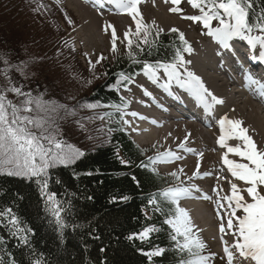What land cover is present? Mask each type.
<instances>
[{"label":"snow or ice","instance_id":"obj_1","mask_svg":"<svg viewBox=\"0 0 264 264\" xmlns=\"http://www.w3.org/2000/svg\"><path fill=\"white\" fill-rule=\"evenodd\" d=\"M56 2L59 3V0ZM109 2L115 4L117 8L136 21L135 33L125 32L124 40L127 41L126 46L129 49L128 58L133 63H140L136 58L135 49L142 52L141 44L151 48L157 42L156 38L159 37L163 29L158 28L155 37L149 39L153 35L151 28L155 22L153 21L152 25L143 22V17L138 9L142 0H109ZM171 3L180 5L182 0H171ZM188 3L197 9L199 14L184 16V19L202 23L203 27L207 29L206 34L213 37L224 49H231L232 42L237 38L245 41L252 53L250 58L264 63V7L257 11L256 0H188ZM40 7L46 6L41 4ZM169 11L175 13L181 12L182 9L174 6ZM138 17L139 19H137ZM65 18L69 24L73 23L70 18ZM214 20L219 22L217 27H212ZM108 27L112 28L111 50L116 53L118 51L117 32L114 26L109 25ZM105 30L107 31V28ZM170 31L179 33L178 38L182 46L175 49L172 61L169 63L159 60L155 63L143 62L144 75L154 82H158L162 78L165 79V88L174 81L180 87L190 91L208 111H211L214 105H222L224 100L213 94L205 86L201 77L186 67L191 61L186 60L183 53H191L192 47L185 39L184 34L176 28H172ZM132 35L136 37L135 40L131 38ZM104 59L106 57L101 55L96 63L98 64ZM3 63L8 65L9 62L3 60ZM89 63L94 69L95 65L91 61ZM15 67L21 75L24 74L26 65ZM3 71L5 81L0 85V175L35 179L39 185L41 196L45 198L46 209L55 218L56 224L62 231L67 227L62 213L66 214L67 209L64 207V202L57 199V193L49 191V170L58 166L71 167L85 155L84 151L67 144L60 138L59 121L68 116H75L76 109L45 99L42 94L33 95L31 92L24 91L21 86L13 83V80L9 78L7 67ZM244 79L246 87L264 98V81L255 77L251 71H245ZM88 82L91 83V81ZM121 82L132 83V77L120 73L118 84ZM9 94H14L16 99H10ZM144 94L150 96L151 92L145 90ZM121 99L123 100V98ZM83 107L111 109L112 111L98 113L94 117L88 118L100 120L108 118L109 123L114 119V112L120 113V120L117 123H122V125H130V121L125 119V116L128 115L139 117L141 120L147 119L137 112H125L124 109L128 107L127 102L123 103V107L100 104H87ZM219 125L221 132L217 141L219 145L222 148H227V153H233L246 161L237 162L229 159L227 153L223 157V163L227 166L232 177L243 181L245 185L242 194L238 185L232 183L231 194L220 197L217 201V207L220 208L225 207L221 201L227 202V220L226 223L223 221L220 223L219 231L224 233L226 228L234 229L233 235L236 237L231 244L226 240L223 241L226 264H253V262L254 264H264V146H257L252 136L248 134L249 130L243 126V121L239 119H230L225 115L219 120ZM111 131L112 129H109V132ZM230 138L242 141L243 147L229 146L226 141ZM179 147L188 152L194 151V149L186 148L184 143H181ZM199 155L203 156V153H199ZM179 159L180 157L176 153L167 150L158 154L156 158L149 157V163L154 165L157 161L172 162ZM120 162L127 164L129 161L122 159ZM147 166L143 162L140 164V167ZM199 168L198 163L193 176L189 179L202 178ZM180 171L182 172L183 169ZM74 175L79 174L74 172ZM85 175H92V173L88 172ZM170 175L175 180H180L176 172H172ZM209 175L211 173H203V176ZM182 185L183 181L180 186L172 185L161 190L159 194H153L149 198V203L154 206L155 211L161 212L166 217L163 223L171 229L170 240L174 243L175 251L182 254L178 264H213L216 254L208 251V245L198 234L189 213L180 206L182 199L191 198L193 191L199 192L200 189L196 185ZM246 197L250 198L251 202ZM203 198L211 199L206 195ZM122 199L128 200L129 197L123 196ZM164 202H167V211L163 206ZM237 212H241V215L238 216ZM0 218L6 222L10 234L16 237L20 244L29 245L28 233H31L32 229L22 225L19 216L11 207L0 208ZM159 231L161 229L155 226H148L141 232L129 236L128 239H139L142 242L150 243L151 234ZM221 239L223 240V237ZM0 243H3L2 239H0ZM101 250L103 251V249ZM165 253V248L154 246L150 251L143 252V255L148 258L149 262H152L154 257L163 256ZM8 255L10 256L11 253ZM0 264H6L3 256H0ZM7 264H17V261L10 259ZM32 264H44V261L36 258Z\"/></svg>","mask_w":264,"mask_h":264},{"label":"trees","instance_id":"obj_2","mask_svg":"<svg viewBox=\"0 0 264 264\" xmlns=\"http://www.w3.org/2000/svg\"><path fill=\"white\" fill-rule=\"evenodd\" d=\"M28 3L29 0H10L9 13L24 10L28 12ZM255 7L259 11L264 7V0H256ZM153 37L154 34L149 39ZM30 39L32 42H41V50L46 44L59 49L58 42H50L51 36L45 34L40 27L31 28ZM156 39L157 42L151 48L141 44L142 52L135 49L137 60L142 62L151 58H165L171 54L174 43L177 42L173 35L168 34L159 35ZM40 49L36 51L37 56L38 53L42 56L44 54ZM48 49L44 50L49 51ZM128 51L127 48L125 54L115 57L111 63L105 61L96 67L100 78H105L106 81L95 86L90 99L101 105L113 102L112 92L105 91V87L108 81L114 80L118 72L133 64L128 58ZM56 54L54 63L50 62L47 55L42 70L29 72L37 76L30 77L32 83H41L50 88L56 83L62 69L68 68V64L72 68L68 56H63V50ZM0 58V72H4L7 67L9 74L13 75L17 70V63L2 48ZM3 60H7L8 65ZM88 120L90 119L78 113L64 119L67 124H84L83 131L87 137L90 136L93 147H83L85 155L75 165L56 167L49 174V191L57 193V199L64 202L67 209L66 214L62 213L67 225L62 231L46 209L45 198L41 196L35 179L24 181L0 175V208L11 207L22 225L32 229L28 233L29 245H22L10 234L6 222L0 218V239L3 240L0 243V256L4 257L6 264L10 259H15L17 264H27V260L36 258L42 259L44 264H151L153 261L175 264L173 252L181 254L175 251L174 243L170 240L171 229L163 223L166 217L155 211L152 204L148 205L149 198L156 194L153 192L165 186L169 180L137 165L141 151L122 133L100 132L96 123ZM122 159L129 162L122 164ZM74 172L79 175H74ZM88 172L92 175H85ZM123 196L129 199L123 200ZM163 206L167 211V202ZM148 226L161 229L151 234L150 243L128 239ZM154 246L165 248L166 253L149 262L143 252L150 251Z\"/></svg>","mask_w":264,"mask_h":264},{"label":"bare ground","instance_id":"obj_3","mask_svg":"<svg viewBox=\"0 0 264 264\" xmlns=\"http://www.w3.org/2000/svg\"><path fill=\"white\" fill-rule=\"evenodd\" d=\"M77 2H72L75 8H79L85 12L86 18L89 22V25L94 28L92 31L89 32L91 37L96 36V25L100 27H107L108 29L112 30L111 27H108L109 25L114 26L115 29H119L121 27L125 28V25L116 17L113 16V14H109L108 12H112L110 10L103 11L102 14H100L98 11H100L97 6L90 1V5H87L85 7L80 0H76ZM142 7L144 11L147 13L145 14V21L147 22H155V28L156 29H169L170 27H176L179 29H183V25L178 22V20L174 16H168L170 11L166 8H162V11H157L155 9L151 2L148 0H142ZM140 6V4H139ZM165 5L159 4L158 7H163ZM101 7L105 9H109V6L107 4H101ZM155 10V11H154ZM116 12H119L120 14H125V12H122L121 9L118 8ZM144 12V13H145ZM103 15H105L103 17ZM117 15V14H116ZM106 17V18H105ZM144 17V16H143ZM144 19V18H143ZM172 19V20H171ZM126 21V20H124ZM127 24V23H126ZM166 27V28H165ZM104 29V28H103ZM96 31V32H95ZM104 33V32H103ZM102 33V34H103ZM104 38V37H102ZM101 39V38H100ZM105 39V38H104ZM108 39V38H107ZM103 43V42H102ZM102 45V44H101ZM209 45L211 49H201L193 58L191 63L188 64V69L192 72H194L196 75L201 77V79L204 81L205 86L217 97L224 100V103L222 105H214L213 111H216V108H223L225 111L220 110V115H213L211 118L205 119L204 121H209L205 126L204 124H201L194 120H188L187 124H184L181 122V120L176 117H173L169 115L167 111V107L170 106L169 103H167L163 98L160 96V91L158 89H153L151 82L147 80V83L141 84L137 83L136 86L139 88V91L137 92V96H133V103L136 105H143L148 108V112L146 110H143L141 108H134L132 112L139 113L140 116L147 117V119L141 120L139 117H135L136 120L140 121L142 124L146 123L148 124V136L147 138L151 141L156 140H163L165 145L172 144L173 148H170L172 150L181 152L183 154V158H181V164L179 166L185 167L186 169H190L193 176L194 169L196 168L197 164L199 163L200 168L199 171L201 173V177L197 179L199 182H194L196 186L201 187L200 185H197L198 183H203L206 185H209V187H219L210 178H212V173L216 172L221 175L220 183L223 185L222 187H226L230 185V183H235L231 178V173L229 172L228 176H225L223 174V171L221 170V166L225 165L223 163V157L220 158L215 152L216 145L215 142L219 140V137L221 135L220 132V125L219 120L223 118L225 115L228 116L230 119H239L243 121V126L246 127L249 132L248 134L252 136L253 140L256 142L258 147L264 146V128L263 123L264 119H262L260 116L258 118L256 108L257 106L250 102L249 98L244 97L243 94H247L251 96L252 98L256 99L259 104V108H264V98H261L257 93L253 91H249V88L245 86V79L244 77L241 78L239 81L233 80L229 75L227 71H222L220 66L222 65L220 63V60L222 59L221 56H219V52L216 48L217 44L212 40L209 42ZM219 49V48H218ZM219 56V57H218ZM228 61H233L230 56L226 58ZM227 63V62H225ZM224 70V69H223ZM166 80L164 81L165 84ZM235 83H238L235 85ZM234 86L236 89L231 91L230 86ZM152 87V88H151ZM240 88V89H239ZM239 89V90H237ZM145 90L148 92H151V95H145ZM231 91V92H230ZM244 98V100L241 102L240 98ZM159 98V101H155L151 98ZM237 101L243 103V110L239 108ZM236 106L233 110V112L229 111V107ZM250 111L255 116L253 117V120L246 121L244 116L241 115L240 111H242V114L245 113L244 111ZM264 110V109H263ZM226 111H229V113H226ZM155 121V123H153ZM168 121H170L168 123ZM253 122L254 127H252L249 123ZM187 137L188 141L190 142V146L184 142V145L186 148L194 149L193 152H188L179 147L181 143H183V138ZM209 137L213 139V145L209 141ZM230 142L231 138L228 139ZM227 140V141H228ZM226 141V143H227ZM242 142V141H241ZM233 145L234 147L237 146L234 142L229 143ZM243 142L238 144L239 146H242ZM210 150V152L203 153V156H196V151H206ZM212 151V152H211ZM164 153V152H163ZM214 155L216 154L215 158L217 160L215 167L213 168L210 164V161ZM188 157H186V156ZM229 159L235 160L237 162H246L242 160L241 157H228ZM179 161V160H178ZM207 161L209 163H207ZM178 166V165H176ZM226 166V165H225ZM213 169V170H211ZM227 169V166H226ZM166 170V169H165ZM189 171V170H188ZM204 172L211 173V175L206 176L208 178H205L203 176ZM215 173V175H216ZM214 175V177H215ZM190 176V177H191ZM213 177V178H214ZM224 178H227L225 180ZM194 179V178H193ZM192 180V179H189ZM196 180V181H197ZM205 185V186H206ZM225 185V186H224ZM188 186V185H187ZM206 203L203 204H195L193 205L192 210H194V213L199 214L198 221L200 224H202L203 230L207 233H211V225L213 224V221L211 220L208 211L206 210ZM191 209V205H190ZM195 216V217H196Z\"/></svg>","mask_w":264,"mask_h":264},{"label":"rangeland","instance_id":"obj_4","mask_svg":"<svg viewBox=\"0 0 264 264\" xmlns=\"http://www.w3.org/2000/svg\"><path fill=\"white\" fill-rule=\"evenodd\" d=\"M60 6L61 8H63V6L65 7L64 9V15L61 16V18L59 17V21H60V26L61 29L59 30L60 33L64 34L65 37L67 38L68 41H71L70 47H66L65 51H64V55L65 56H71L72 57V70H69L68 68H64L62 69L57 76V82L49 88L48 94H42L45 99H50L53 101H61L58 102L60 104H64L67 105L69 108L71 106H74L77 101L78 98L75 97H86L89 95L91 88L95 85V84H100L103 79L100 78V76L97 73L98 68H96L97 66H95V70H92V66L90 65V61L91 63H95L97 57H100L101 55H103L104 57H106L105 60H111L115 55L117 54H121L123 53L124 50V46L126 44L125 40H124V33L125 32H131L134 31L133 26H136V22L135 20H133V18L131 17V25L127 26V13L125 14H120L119 12L116 13H110L109 14H113L114 17L123 20L121 21L123 23V25H125V28L127 26V30H123L124 28L121 27L119 29H115L117 32V48L118 51L116 53H113L111 48H112V37L111 35V31L110 29H108L107 27H100L98 25H96V36L95 37H91V35L89 34L90 31H92L94 28H92L89 25V22L86 21V15L85 12L79 8H75L74 5L72 4V2H77L76 0H59ZM82 2V4L88 8L87 5H90V1L88 0H80ZM151 2L152 6L157 9V11H162V8H166L165 10L167 11V9L169 10L170 8L166 5L167 2L166 0H148ZM65 4V5H64ZM159 4H163L165 6L163 7H158ZM182 4L184 6H186V4H189L188 2H185V0H182ZM4 7V0H0V9H2ZM187 7V6H186ZM188 8V7H187ZM138 9L142 14V17L145 20V14H147L143 7H142V3H140V6L138 5ZM155 11V10H154ZM100 14H102L103 12L98 11ZM107 13V11H105ZM123 12V11H122ZM145 12V13H144ZM107 13V14H108ZM117 14V15H116ZM105 15H103L104 17ZM168 16H174L178 22H180L183 25V29H179L181 32L184 31V35L187 38L192 39V43L195 46L198 42L201 41V39H204V33H202V31H199L197 25H195L194 27H192L189 23L186 22H182L183 18L180 17L177 12H171L168 14ZM65 17L70 18L73 21V24H69V23H64V19H66ZM0 18H1V14H0ZM64 18V19H63ZM106 18V17H105ZM61 19L63 20V22L61 21ZM126 20V21H124ZM172 20V19H171ZM145 24L148 25H152V22H145ZM104 28V29H103ZM107 28V31L105 30ZM154 28V26H153ZM166 28V27H165ZM175 28V27H172ZM155 29V28H154ZM194 29V30H193ZM123 30V31H122ZM156 30V29H155ZM166 31L167 28L165 29ZM95 31V32H96ZM122 31V32H121ZM104 32V33H103ZM121 32V34H120ZM52 33L54 34V32L52 31ZM103 33V34H102ZM19 35H20V39H19V43H14L16 47V51L14 54H9L7 53V56H10L16 63L18 66L23 67L24 65H26V67H24V74L21 75V73L16 70L14 72V75H12L11 73L9 74V78H11L13 80V83L17 84L19 86V82L21 81L24 83L25 87H24V91H28L31 92L33 95H41L40 93H38L37 91H35L36 89H31V88H27L29 87V83H30V76L31 74L29 72L34 71L35 69H39L42 70L43 68V64H44V59H47V55L49 56H53V53L55 51V47H50L48 44L44 45V47L42 48L41 52L44 53L43 56L41 54V57L39 58V56H37L36 54V49L41 47L42 44L41 42H37V41H33V42H28L27 39L30 38L31 36V29H27L24 33L23 31H19ZM110 36V38H109ZM104 37V38H102ZM101 38V39H100ZM109 41H108V39ZM187 38H185L187 40ZM11 38H5V42H4V46L5 47H10L11 46ZM189 40V39H188ZM190 41V40H189ZM212 41V39H208L205 42H203L202 44H200V46H197L196 51L193 53V57L197 54V53H201L199 52L202 48L203 49H211L209 42ZM103 42V43H102ZM23 43H26L30 46V51H23L21 45ZM102 44V45H101ZM45 48H49V51L44 50ZM51 52V53H50ZM50 53V54H48ZM46 55V56H45ZM192 57V58H193ZM192 61V60H191ZM220 63L223 64V59L220 60ZM225 63V62H224ZM188 67V65H187ZM17 69V68H16ZM70 72H75L76 74V78H77V84L76 85H70L65 81V77L68 76L71 79V75L69 74ZM5 81V76H4V72H0V85H2ZM88 81H91V83H89ZM82 83L85 85L84 88H81ZM137 83H147V80H137ZM235 85H237L238 87V83H235ZM152 88V87H151ZM229 88H233V90H235L236 88L234 86H230ZM45 86L41 85L39 87V90H44ZM155 89V88H153ZM240 89V88H239ZM237 89V90H239ZM139 91V88L136 85H133V87L131 88V91L128 95V97L131 99H134L133 96H137V92ZM232 91V90H231ZM230 91V92H231ZM119 94L120 95H124L122 90H119ZM244 97L249 98L250 102L253 103L254 105L257 106L256 111L257 113L255 115L259 116L264 119V108H259V104L258 101L254 98H252L251 96L247 95V94H243ZM9 98L15 100L16 97L14 94H9ZM240 98L241 102L244 100V98L241 97H237ZM131 99V101H133ZM153 100H157L159 101V98L155 97V98H151ZM239 101H237L239 108H241V110H243V103H241ZM236 106H231L229 107L231 109V112H233L234 108ZM134 108H141L143 110H146L148 112V108L146 106L143 105H136L132 102V110ZM128 111V110H127ZM245 113L242 114V111H240L241 115H243L246 121H251L253 120V117L255 116L254 114H252L249 110L248 111H244ZM182 123L187 124L188 122L185 121L186 119L184 117H178ZM178 118H176L178 120ZM71 120V119H69ZM104 122H106V120H104ZM170 121H168L169 123ZM262 123L264 124V121H262ZM252 127H254V123L250 122L249 123ZM59 125H60V138H63V140L67 143V144H71L75 147H93V144L91 143V139H89V137H87L85 135L84 130V124L83 126H76L74 124H67L64 122V120L59 121ZM264 128V125H263ZM186 137L183 138V143L186 142L189 146H190V142L187 140H185ZM209 141L210 143L213 145V139L211 137H209ZM231 141L234 142L235 144H240L242 143L240 140L235 139V138H231ZM228 143H232L229 140L227 141ZM157 146L161 149H163V152L167 151V150H171L172 152L176 153L180 159L175 160L176 163H174V161H172L173 166H168L166 167V170H164V174H167L169 172H176L177 175L180 177V179L182 177H184L185 179V185L190 186V185H195L194 182H199L197 179L199 178H194L192 180H189L192 172L190 169H186L185 167L179 166L180 162H181V158H183V154L181 152L172 150L170 148L172 147V144L170 143L168 146L164 144L163 140L159 139L156 140ZM264 143V142H263ZM243 147V144L242 146ZM210 152V150H206V151H196V156L199 155V153H207ZM212 152V151H211ZM186 156V155H185ZM216 154L214 155L213 153V157L210 161L211 166L214 168L216 165V158H215ZM187 157V156H186ZM188 158V157H187ZM207 163H209L207 161ZM181 164H183V162H181ZM178 165V166H176ZM181 169L186 170L185 172L181 173ZM189 170V171H188ZM196 170V168L194 169V171ZM213 170V169H211ZM213 172L212 173V178H210L211 180L213 179V181H215V183L217 184V186L222 187L223 185L220 183V179L222 178L220 174ZM215 175V177H214ZM192 177V176H191ZM214 177V178H213ZM205 178H208L205 176ZM225 180H227V178H224ZM197 180V181H196ZM197 185H200L201 187H209V185L203 184V183H198ZM206 185V186H205ZM225 186V185H224ZM226 187H231V183L230 185L226 186ZM201 197V195H199ZM202 199H204L203 197H201ZM197 203L195 202H190L189 203V209H190V205H191V211L194 214V216L199 215L194 213V210H192L193 205H195ZM206 210L208 211V214L211 218V220L213 221V224L211 225V233L210 232H205L209 237L212 238L213 236V231L215 229V221L211 216V211L209 208V204L206 203ZM197 220V223L200 224V222L198 221V216L195 217ZM202 226V224H200ZM213 230V231H212ZM213 250L216 251V249L214 248V246H212ZM219 259H216V263L215 264H223L222 261L221 263L218 261Z\"/></svg>","mask_w":264,"mask_h":264}]
</instances>
